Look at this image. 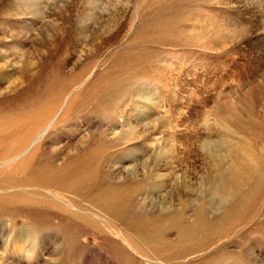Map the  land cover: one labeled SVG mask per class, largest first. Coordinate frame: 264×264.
<instances>
[{"label": "rangeland", "instance_id": "rangeland-1", "mask_svg": "<svg viewBox=\"0 0 264 264\" xmlns=\"http://www.w3.org/2000/svg\"><path fill=\"white\" fill-rule=\"evenodd\" d=\"M263 31L264 0H0V264H264V167L249 196L227 185L224 198L208 192L203 146L234 111L247 119L248 91L264 89ZM256 136L244 140L263 144ZM224 153L225 166L252 171L241 151ZM107 189L128 192L119 220L92 203ZM179 191L217 203L204 213L222 236L181 257L195 201L157 258L131 225L170 224L161 215L179 213ZM234 201L250 215L224 223Z\"/></svg>", "mask_w": 264, "mask_h": 264}, {"label": "bare ground", "instance_id": "bare-ground-1", "mask_svg": "<svg viewBox=\"0 0 264 264\" xmlns=\"http://www.w3.org/2000/svg\"><path fill=\"white\" fill-rule=\"evenodd\" d=\"M261 32H260V34L258 32V34L256 35V36H258V39H260L264 35V34H261ZM216 37L217 36L215 34L214 38H216ZM217 45L219 46V44H217ZM262 86L263 85H259L257 87L254 86L247 93L248 94L247 95L248 96L247 101H246L247 103L245 105H243V108H245V111H244L245 116L244 117H246L247 119L244 120L238 112H235L233 110L234 112L232 114L230 121L226 122L227 128L224 129V131L220 132L221 134H219V136H220L219 137L220 138L219 143L214 144V142L213 143L211 141L208 142V140L204 141L203 146L205 149V153L207 154V156L211 157L214 160V163H212V165L210 166V170L212 171V175L209 176L208 180H206L208 192L211 190V188L215 187L216 188L215 193H218V194L221 193V195H223V197L225 198L227 196V192L224 190V187L229 185L233 189V191H234V189H235V192L237 191L235 194H239V196H243L244 194L249 196L251 188H253L254 186H257V184L262 185V184H260V182H262L261 177H257V172L259 171V169H261L263 172V167H264V135L262 134V133H264V127H263L264 120H263V122H258L256 120H254V117L258 118L257 110L259 108H261L263 110L262 114H264V107L262 105L264 102V89ZM240 102H242V101L240 100L239 103ZM223 105H228V104L224 103ZM222 119H225V117H222ZM223 123H225V122H223ZM221 126H223V125H221ZM235 130H236V132L243 134L244 137L243 138L242 137L237 138V136H235L237 134L233 135L234 133L232 131H235ZM252 133H255V135L257 134L256 137L257 138L260 137L263 141V144L261 142L257 143L253 139H251L253 142H246V140H244V139H246L245 137L249 136ZM44 134H45V132L41 133L40 136H43ZM238 146L240 148H238ZM166 148L167 147L165 145L163 147V149H166ZM170 148H172V150H173V147H170ZM202 149H203V147H202ZM222 151L226 152V154L224 153L225 156H229V158L231 157L234 160H235V157L237 159H239L237 157V153L239 151H241V153L245 154V156H246L245 161L248 163L247 166L252 167V171L248 170V173H245L246 171L242 168L240 162L238 164L236 162L233 163L232 161H230V163H227L228 165L225 166L224 165L225 164L224 163V157L222 156L223 154H220ZM257 151H259V153L260 152L262 153V154L260 153L261 156L259 154H257ZM26 154L27 153L25 152L22 155L13 157L10 160V162H8V164L14 162L17 159L22 158ZM157 154H158V152H157ZM155 169L159 170V164L155 166ZM15 171H13V172H15ZM149 173H153V171H151ZM149 173H147V174H149ZM155 177H158V178H156V179L153 178V180H157V179L161 178V175H157ZM263 177H264V173H263ZM85 178L87 179V181H90L88 174H85V177H84V175L81 176L78 179V181L84 182ZM142 180L143 181L136 183L137 187H140V183L146 182L147 178L144 177ZM6 183L7 182H4V181L0 183V185H2L0 188L2 190L1 194L4 193L6 195H9V193H7L8 192L7 189H2V187H7ZM156 186L157 185H155L152 189H154ZM26 188L27 187L25 186V187H22L21 189H26ZM176 188H178V186L173 187L172 189H176ZM121 192H119L116 189H107L104 192L92 197L91 200H92V203L94 204V206L103 215L108 217L110 220H119L126 214L128 208H130L128 205H126L127 199L122 196V194H127L128 192L127 191H123L122 193ZM140 193H142L144 195V192L143 191L140 192V190L135 191L133 194L135 196V195H138ZM211 193H214V191L213 192L211 191ZM252 193L255 194V191L253 190ZM21 194H23V193H21ZM182 196H184V198ZM236 199H237V197H236ZM177 201L181 204L178 208L179 213L176 214V216L170 217L169 215H166V214L161 215L162 221H164V222L170 221V224L164 225L161 228L155 227V225H153L154 221L138 222L137 224L135 223L136 225L135 224L131 225L132 230H134L135 235L141 240V242L145 243V247H147V249L150 250L151 254L157 258L168 257V252L163 250V249H165L166 247H169V244H164V243H162L161 240H163L167 228L172 227V226L174 227L177 224H183V222H186V219L183 218V214H184L183 212L185 210H187V208H188L187 204L195 203V201L198 203L199 202L204 203L203 205L199 206L198 212L193 215L192 221H190V223L187 224L188 226L185 229H181L179 231V234L181 236H177V239L175 241V244L182 246V252H180V255L183 259L189 255H194V254L197 255V253H200L203 250H206L208 247L211 248L210 246L216 245L214 236L217 234V232L219 231L220 228L222 229V227H224V226H217L215 224L216 230H215V232H211V234H214V235L212 236L209 233V231H211L212 230L211 228H213V227H212V224H209L207 222L204 211H210V210L213 211L215 209V207H218V206H215V205H217L216 202H214V204L209 203V202L205 201L204 199H200L198 197H196V200L186 199L183 191H179L177 193ZM48 202H50V201H40L37 203H40V205L48 204V205L53 206V207L57 206L55 204H52L51 202L49 204ZM256 206H257V204H256ZM249 208L250 207L247 206L244 202L237 201V202L233 203V206H231L229 211L225 212L222 220L224 221V223L229 224L231 222L230 221L231 217H232V219L233 218L238 219L240 213L242 211H245V213H248ZM255 216H256V214H255ZM84 221L88 222V220H86V219H84ZM247 222L248 221L246 219L244 221V224L246 225ZM239 223H241V222H239ZM228 231H230V230H228ZM232 231H234V230H232ZM206 234H207V236H206ZM217 235L222 236L221 234H217ZM224 235H226V233ZM186 243H189V245L187 246Z\"/></svg>", "mask_w": 264, "mask_h": 264}]
</instances>
